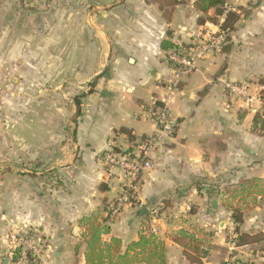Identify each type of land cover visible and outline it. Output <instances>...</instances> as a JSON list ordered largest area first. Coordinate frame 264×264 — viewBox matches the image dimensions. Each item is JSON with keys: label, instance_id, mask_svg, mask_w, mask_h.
Returning <instances> with one entry per match:
<instances>
[{"label": "crops", "instance_id": "crops-1", "mask_svg": "<svg viewBox=\"0 0 264 264\" xmlns=\"http://www.w3.org/2000/svg\"><path fill=\"white\" fill-rule=\"evenodd\" d=\"M72 1L63 0L61 25L66 41L70 43V28L76 21L80 27L93 28L104 45L102 53L95 52L93 57L103 59L95 72L99 78L94 91L80 102L79 152L55 160L54 138L47 134L53 117L42 119L23 109L15 117L16 146L2 151L4 156L13 154L15 161L0 165V252H5L0 264L9 258L5 235L13 227L48 236L43 264H86L88 224L80 220L96 211L97 221L107 217L109 226V232L100 236V247L113 237L120 241L111 247L113 255L123 253L128 243L138 240L141 226L150 223L158 228L163 264H221L230 256L241 263L264 264V116L232 100L223 87L224 79L245 81L252 91L264 85V0H227L226 5L239 13L227 48L181 75L170 92L166 82L173 76L168 61L162 60L166 52L160 42L188 43L198 29H214L215 22L198 24L201 14L192 2L175 6L166 21L155 2L108 4L106 8H111L100 12V4ZM39 3L42 0H0V47L14 44L21 50L23 43L38 38L23 28L38 25L39 20H32L31 14L24 18L22 13L36 10L32 7ZM82 5L88 11L81 15ZM76 10L78 20L72 18ZM212 15L214 10L209 9L206 16ZM176 28L184 40L178 39ZM130 37L142 43L140 51L127 47ZM31 56L32 52L20 57L31 60L32 66L20 67L17 80L27 75L37 79L42 74L38 59ZM2 57L0 54V60ZM9 59L18 57L9 53L6 61ZM36 79L31 84L20 79L15 99L19 108L27 98L33 100L23 92L37 85ZM161 100H166L177 118V129L149 151L153 165L138 175L132 201L109 218L108 205L124 180L120 170H109L104 164L102 153L109 149L137 151L142 137L156 133L147 106ZM40 129L46 131L41 143ZM39 144L46 147L40 149ZM141 204L146 206V214H141ZM234 209L242 218L237 232ZM180 229L193 233L196 242L186 247L180 244L175 239ZM231 231L236 233L232 251ZM194 247L207 250L200 262L193 260L199 254Z\"/></svg>", "mask_w": 264, "mask_h": 264}, {"label": "rangeland", "instance_id": "rangeland-1", "mask_svg": "<svg viewBox=\"0 0 264 264\" xmlns=\"http://www.w3.org/2000/svg\"><path fill=\"white\" fill-rule=\"evenodd\" d=\"M135 1L136 0H87L85 5L100 4L102 9L99 8V11L101 12L111 8H106L108 4L114 7L116 5ZM145 1L148 4L155 2L158 5L156 0ZM163 1L165 3H173L176 0ZM178 1L179 2L175 3L173 6L167 4L165 9L171 10L172 14L175 6L180 4L188 5L191 2L194 5L193 0ZM72 3H78V0H73ZM85 5H82L84 9L80 12L81 15L88 11V7H85ZM51 6L52 9H50ZM77 6L78 4H76V9L78 8ZM62 7L63 0H42V3H39V5L36 6L34 4L32 8L37 11L34 10L32 12L22 13V15L25 18L31 14L32 20L37 19L39 23L38 25L36 24L31 27L23 28V31L33 36L37 35L38 38L33 39L32 43L30 40H28L27 43H23L21 50L15 49L14 44H8L7 49L3 46L0 47V54L3 56L0 60V165L4 164V162L14 163L15 161L13 154L4 156L2 151L13 150L16 146L13 126L14 119L21 113V109H23L26 114H35L42 119H46L47 116L49 118L53 117L54 122L48 127L47 134L49 133V136L53 135L54 138L55 160L58 158L62 159L63 155H72L74 151L77 153L79 152L78 148H76L77 127L82 112L80 111V104H75V97L86 93L84 96H79L77 98V102H82L88 94L94 91V86L99 78L95 76V72L99 69L100 64L103 63V59L97 58L98 60H96L93 57L95 52L99 53V55L102 53L104 45L98 42L99 39L94 35L93 28L80 27L76 21L75 25L70 28V43H68L66 41L67 39L63 36V28L61 25L63 14ZM49 9L51 10L50 12H48ZM171 14L169 20L171 19ZM78 15V11L76 10L72 18L74 17L75 20H78ZM47 23H50V26H48ZM58 24L60 26H58ZM176 29L178 31V39L184 40L179 29ZM129 35L131 34L129 33ZM230 41L231 38L229 36L228 44ZM141 45L142 43H139V40L135 37H130L127 40V47H135L136 51H140L139 48ZM6 50L8 52L7 55L10 53V56L13 55V57H18V59L16 61H14V59L6 61ZM31 52V59H38V66L42 74L37 79L36 77L27 75L17 80L15 77L20 74H16V71H18L20 67L27 66L30 68V66H32L31 60L20 59V57H23L24 54L30 55ZM113 54L114 53L110 55L109 62ZM162 60L167 62L164 54ZM109 69L110 65H108L104 73L106 74ZM20 79H23V83L25 84H31V80H37V85L23 92L24 94H30L33 100L30 99L31 97L27 98L22 108H19L20 105L15 102L20 91L18 89ZM38 87L41 89L39 92ZM39 96H42V98L39 99ZM51 126L52 128H50ZM45 133L46 131L43 132L40 129V143L42 141L41 137L42 135H46ZM44 147H46V145L39 144L40 149ZM77 159H79V157H77ZM59 181H61V179H58V174L56 173V182ZM15 229L16 228L13 227L6 231L5 240L7 243L9 242L10 234L15 232ZM38 234L41 236L44 243L43 245L47 244L48 236L40 232H38ZM4 253V251L0 252V258Z\"/></svg>", "mask_w": 264, "mask_h": 264}, {"label": "built area", "instance_id": "built-area-1", "mask_svg": "<svg viewBox=\"0 0 264 264\" xmlns=\"http://www.w3.org/2000/svg\"><path fill=\"white\" fill-rule=\"evenodd\" d=\"M235 8L226 5V11H234ZM225 16V15H224ZM224 16H220L215 22L214 29L210 27L200 28L191 36L188 43L180 41L173 42V48L166 51V59L170 64L172 79L166 82V88L170 92L175 86V81L181 75H186L197 68L198 62L205 60L223 50L228 44L230 30L222 25ZM223 87L230 98L234 101L244 103L253 112L264 116V85H257L255 91L250 89V84L245 81L223 80ZM154 102L148 105L146 112L148 117L156 125V133L147 136L141 141L137 151H121L109 149L102 153L104 164L111 169H118L123 176L118 195L108 205V217L118 215L124 206L132 201L134 195L133 184L138 175L144 170L152 167L153 163L149 151L159 144L162 138L172 136L178 125L177 118L172 113L166 100ZM157 211H154V218ZM233 224V223H232ZM141 230L145 234H158V228L154 224H144ZM236 233L231 231L229 235V247L231 251L235 248ZM9 263L10 264H43L41 257L44 243L38 231H15L10 234ZM221 264H257L256 261L237 262L235 257L230 256Z\"/></svg>", "mask_w": 264, "mask_h": 264}, {"label": "trees", "instance_id": "trees-1", "mask_svg": "<svg viewBox=\"0 0 264 264\" xmlns=\"http://www.w3.org/2000/svg\"><path fill=\"white\" fill-rule=\"evenodd\" d=\"M158 2V9L160 10L162 17L169 21L171 10H167L166 5L173 6L179 1L176 0L173 3H165L163 0H156ZM163 1V2H161ZM196 9L201 15L197 18V23L203 25L206 20L217 22L220 16H224L222 25L228 27L230 31L234 28L235 23L239 20V13L234 11H226V1L227 0H193ZM209 9L214 10L213 16H206ZM170 36V32L167 33ZM229 39V37H228ZM175 47L174 44L168 40L164 39L160 42V48L163 51H167ZM227 48V46L225 47ZM80 104V101H78ZM155 105H160L159 101L154 102ZM148 107V106H147ZM121 131L126 132V128H121ZM128 132V131H127ZM146 137H142L145 139ZM116 151V149H114ZM98 214L92 212L87 216L81 218L80 222H85L88 224V234H87V252H86V264H163L164 263V247L162 241L155 234H145L140 229L139 238L136 241H131L126 246L123 253H116L113 255L111 253V247L120 244L119 239L113 237L111 243L104 244V247H100V236L109 232V226L107 225V217L103 218L101 221H97ZM232 218L235 223L234 231L237 232V226L241 223V213L234 209L232 213ZM178 237L175 239L180 242L184 247L188 244H194L196 238L193 233L186 229H180L177 231ZM241 238V235L237 236ZM112 244V245H111ZM199 253L196 258H193L196 262H200L201 258L207 254V250L199 249L194 247ZM132 252V253H131ZM107 261V262H106Z\"/></svg>", "mask_w": 264, "mask_h": 264}, {"label": "water", "instance_id": "water-1", "mask_svg": "<svg viewBox=\"0 0 264 264\" xmlns=\"http://www.w3.org/2000/svg\"><path fill=\"white\" fill-rule=\"evenodd\" d=\"M108 63H109V59L107 60V66H108ZM106 68H107V67H106ZM152 74H154V71L152 72ZM85 94H86V93H83L82 95H79V96H84ZM79 96H76V97H75V104H76V105L78 104V102H77V98H78ZM213 205L215 206L216 203L213 202ZM140 211H141V214H146V206H145L144 204H141V205H140ZM8 260H9V258H8V257H5V259H4V261H3V264H8Z\"/></svg>", "mask_w": 264, "mask_h": 264}]
</instances>
